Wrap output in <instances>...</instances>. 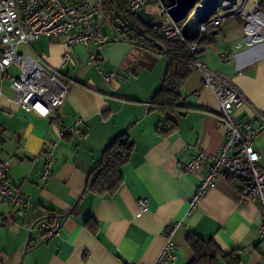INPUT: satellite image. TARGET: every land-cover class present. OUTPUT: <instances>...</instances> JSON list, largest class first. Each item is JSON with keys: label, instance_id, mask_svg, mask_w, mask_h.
Masks as SVG:
<instances>
[{"label": "crops", "instance_id": "obj_1", "mask_svg": "<svg viewBox=\"0 0 264 264\" xmlns=\"http://www.w3.org/2000/svg\"><path fill=\"white\" fill-rule=\"evenodd\" d=\"M117 22L102 11L100 30L107 43L95 63L83 62L87 49L78 44L63 64L65 36L41 37L21 46L69 86L53 126L48 118L14 103L10 80L0 72L2 157L13 159L9 184L21 185L23 196L32 201L22 214L0 203V264H152L172 224L175 264H189L193 258L187 242L191 233L212 239L220 248L224 256L218 264H264L259 204L244 197L242 180L232 184L218 177L189 209L188 201L209 168L203 164L186 174L183 165L200 151H218L225 136L217 98L178 45L160 85L162 96L174 106L154 108L151 100L166 57L155 49L138 51L137 44L118 32ZM260 33V41L236 47L244 33L242 19L232 18L199 39L207 67L233 80L244 94L245 102L234 115L253 126L264 116V27ZM147 53L151 65L140 66ZM111 70L118 74L107 82L102 73ZM9 72L16 74L17 69L12 66ZM164 124L172 129L162 132ZM64 126H72L73 132L60 138ZM123 131L132 149L120 166L119 186L103 193L88 189L87 174ZM53 139L57 144L50 170L40 180L45 149ZM253 146L264 167V127ZM139 197L148 201L143 210L137 205ZM55 221L58 233L45 240L40 224Z\"/></svg>", "mask_w": 264, "mask_h": 264}, {"label": "built area", "instance_id": "obj_2", "mask_svg": "<svg viewBox=\"0 0 264 264\" xmlns=\"http://www.w3.org/2000/svg\"><path fill=\"white\" fill-rule=\"evenodd\" d=\"M195 2L192 9L199 5ZM264 0H217L208 19L203 23L192 17L182 32V20L175 22L168 10L175 4L166 5L163 0H128V10L132 13L142 9L150 14V24L158 27L169 40H178L185 46L192 64L201 74V82L208 87L218 101V122L224 128V139L220 149L214 153L200 151L183 165V172L188 174L208 165L207 174L200 180L190 197L189 209L196 207L208 189L215 185L218 177L228 179L232 184L243 181L244 197L259 204L262 221L258 229L260 239L264 241V167L258 163L259 152L254 148V139L264 127V116L253 126L248 121H241L234 115V109L245 102L244 94L223 74L211 70L204 62L203 50L196 41H188L185 34L202 35L212 29L221 27L232 18L242 19L243 36L235 42L236 47L250 46L261 40V29L264 27ZM102 0H0V72L10 80L14 90L13 101L25 111L48 118L51 126L59 119L60 108L64 104L69 86L56 73L46 70L39 61L22 51L21 46L31 44L34 40L47 37L51 40L66 37L67 49L63 53V64L69 62L70 50L78 45L87 49L83 62L95 63L99 53L107 43L106 35L100 30ZM153 9L154 12H151ZM95 48V52L91 48ZM221 57H224L222 55ZM16 74L9 72L11 67ZM111 70L102 73L109 82L117 75ZM150 104H146V107ZM73 132L72 126L59 129L58 137ZM57 140L47 145L43 156L44 168L40 180L49 173ZM2 129L0 124V203L15 209L22 214L23 208L32 201L23 196L20 186L9 184L8 170L12 157H2ZM147 198L139 197L137 205L143 210ZM176 224L169 225L166 231V242L152 264H175L176 247L172 240ZM41 236L47 240L56 235L60 228L58 222H43L39 226ZM31 230V229H29Z\"/></svg>", "mask_w": 264, "mask_h": 264}, {"label": "trees", "instance_id": "obj_3", "mask_svg": "<svg viewBox=\"0 0 264 264\" xmlns=\"http://www.w3.org/2000/svg\"><path fill=\"white\" fill-rule=\"evenodd\" d=\"M166 5L173 4L174 0H163ZM102 11L108 20L118 19L116 24L118 32L124 39L137 44L138 51L155 49L163 52L166 57V72L172 63V57L176 46L180 45L184 48L185 61L191 62V58L187 55L185 46L178 40H169L161 32L158 27L151 24L142 23L135 15L128 10V0H102ZM263 9V8H262ZM201 35L195 38H188L187 43L196 41L199 44ZM144 63L140 66L151 65V56L144 54ZM187 74H182L185 76ZM163 86V85H162ZM154 108L169 109L173 108L171 101L164 98L161 88L155 92L152 100ZM172 129L167 124L163 125L162 132H168ZM126 133L120 132L104 148L101 161L90 174L87 188L98 193L105 191L113 192L117 189L121 182L120 166L128 159L132 145L128 143L124 136ZM187 242L193 251V258L189 264H218V257L224 256L220 248L212 239L203 240L194 234H189Z\"/></svg>", "mask_w": 264, "mask_h": 264}, {"label": "water", "instance_id": "obj_4", "mask_svg": "<svg viewBox=\"0 0 264 264\" xmlns=\"http://www.w3.org/2000/svg\"><path fill=\"white\" fill-rule=\"evenodd\" d=\"M174 1H175V4L169 8L168 14L175 22H179L183 20L187 16L188 12L192 9L195 2H197V0H174ZM217 4H218L217 0H200L199 5H197L194 9V14L197 17V22L198 23L205 22L208 19L209 15L212 13L213 9L216 8ZM135 15L142 23L150 24V14L148 12L140 9L135 12ZM184 36L187 39L197 37V35H188V34H185ZM165 68H166V64H164V69L162 72V77H161V81L159 83L158 88H160V85L164 78ZM103 150L100 153L98 162L92 167V169L87 174V178L89 177L91 172L94 170V168L98 166V164L100 163ZM67 215H68V212L65 213V216Z\"/></svg>", "mask_w": 264, "mask_h": 264}, {"label": "rangeland", "instance_id": "obj_5", "mask_svg": "<svg viewBox=\"0 0 264 264\" xmlns=\"http://www.w3.org/2000/svg\"><path fill=\"white\" fill-rule=\"evenodd\" d=\"M196 7V6H195ZM195 7H194V9H195ZM193 9V10H194ZM191 12H194V11H191ZM189 13V14H187V16L182 20V32H184L185 31V27H186V24H187V22L189 21V19L192 17V14L193 13ZM108 35L110 36V34L108 33ZM111 37H112V35H111Z\"/></svg>", "mask_w": 264, "mask_h": 264}, {"label": "bare ground", "instance_id": "obj_6", "mask_svg": "<svg viewBox=\"0 0 264 264\" xmlns=\"http://www.w3.org/2000/svg\"><path fill=\"white\" fill-rule=\"evenodd\" d=\"M150 11H151V12H154V10H153V9H150Z\"/></svg>", "mask_w": 264, "mask_h": 264}]
</instances>
